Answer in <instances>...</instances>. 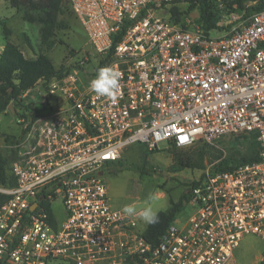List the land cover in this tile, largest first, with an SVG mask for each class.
I'll list each match as a JSON object with an SVG mask.
<instances>
[{
	"label": "built area",
	"instance_id": "2783aa9c",
	"mask_svg": "<svg viewBox=\"0 0 264 264\" xmlns=\"http://www.w3.org/2000/svg\"><path fill=\"white\" fill-rule=\"evenodd\" d=\"M67 2L94 63L20 97L32 111L21 109L22 136L7 143L15 184L0 186V264H235L244 238L264 242V6L217 33L172 20L188 0ZM104 67L121 74L114 101L89 91ZM252 136L257 161L207 170L185 224L156 246L138 217L110 204L107 169L131 145L169 151Z\"/></svg>",
	"mask_w": 264,
	"mask_h": 264
},
{
	"label": "rangeland",
	"instance_id": "374dc122",
	"mask_svg": "<svg viewBox=\"0 0 264 264\" xmlns=\"http://www.w3.org/2000/svg\"><path fill=\"white\" fill-rule=\"evenodd\" d=\"M212 12L219 25L226 27L235 24L241 11L236 6H228L225 1L212 2ZM180 20L185 23L197 21L198 9L190 10L189 5H180ZM24 11L13 8L9 1L0 0V53L6 43L16 45L27 59H35L39 54H45L52 61L56 69L66 67L71 70L94 63L95 51L88 41L87 35L80 23L70 11L64 1L59 14V26L52 39L53 46L49 48L42 44L39 24H29L24 21ZM215 32L221 33L222 30ZM19 115L23 111L18 110ZM43 106H36V114H43ZM19 117L10 110L0 115V152L9 155L5 137L18 139L22 136ZM8 143V145H7ZM162 147L164 145L162 144ZM212 147L220 150L223 159H239L252 155L250 143L243 140L224 139ZM118 168L107 169L106 181L110 204L115 209H123L127 204L135 203L139 210L149 193H155L157 199L153 207L158 212L166 211L170 200L179 198L192 190V183L199 182L207 170L214 171V162L208 161L204 171L184 170L172 172L173 157L170 151L157 150L149 152L139 145L127 147L121 154ZM192 213V207L185 205L183 212L177 217L174 224L182 227ZM139 220V229L145 230L147 223ZM264 259V242L254 236L244 238L234 252L235 264H260ZM62 264V263H54Z\"/></svg>",
	"mask_w": 264,
	"mask_h": 264
},
{
	"label": "trees",
	"instance_id": "16d2710c",
	"mask_svg": "<svg viewBox=\"0 0 264 264\" xmlns=\"http://www.w3.org/2000/svg\"><path fill=\"white\" fill-rule=\"evenodd\" d=\"M11 6L24 11V21L29 24L40 25V35L42 44L49 48L53 46L52 39L59 26V14L61 12L64 1L67 0H7ZM190 10L198 9L199 18L197 23L206 31L224 30L226 27L219 25L213 14L212 2L215 0H188ZM225 1L228 6H236L240 11L246 14L258 12L264 6V1L260 0L256 5H250L255 0H218ZM68 3V2H67ZM180 6L172 8V20L175 23H182L180 20ZM71 11V10H70ZM72 13V12H71ZM73 15V14H72ZM71 69L60 67L56 69L52 61L45 54H39L35 59H27L19 48L12 44L6 43L3 51L0 53V115L9 111L12 105L15 115L18 110L24 109L25 112H31L32 107H26L20 98L26 91L32 90L37 86L46 89L47 83L55 76H64ZM255 136L246 141L250 143L252 155L239 159H223L222 152L215 147L204 143H197L189 149H172L169 150L173 157V165L171 171L174 173L188 170L204 171L208 161L214 162L215 172H225L235 169L239 165L257 161L259 154L258 143ZM6 142L11 137H5ZM239 140V139H238ZM137 145V144H136ZM140 147H143L139 145ZM144 148V147H143ZM15 159V151L6 156L0 152V186L13 187L14 178L10 175V165ZM122 163L120 159L112 163L110 168H118ZM204 176L199 182L192 183V189L200 184ZM191 192L182 195L178 201L170 200V206L166 211L158 212V222L148 224L145 232V240L152 246L159 243V239L166 233L168 228L176 221L177 217L183 212L185 205L190 201ZM7 196L0 194V206L7 201ZM260 264H264L261 262Z\"/></svg>",
	"mask_w": 264,
	"mask_h": 264
},
{
	"label": "clouds",
	"instance_id": "9594fccd",
	"mask_svg": "<svg viewBox=\"0 0 264 264\" xmlns=\"http://www.w3.org/2000/svg\"><path fill=\"white\" fill-rule=\"evenodd\" d=\"M120 75V72L112 67L100 68L96 78L90 81L89 91L97 96L106 97L114 101L120 86ZM156 199L157 195L155 193H149L143 202V207L139 210L137 205L133 203L125 205L122 212L128 217H138L147 224H155L158 222V214L153 207Z\"/></svg>",
	"mask_w": 264,
	"mask_h": 264
},
{
	"label": "water",
	"instance_id": "95a60500",
	"mask_svg": "<svg viewBox=\"0 0 264 264\" xmlns=\"http://www.w3.org/2000/svg\"><path fill=\"white\" fill-rule=\"evenodd\" d=\"M9 110L15 114V110L13 109L12 105L9 107Z\"/></svg>",
	"mask_w": 264,
	"mask_h": 264
}]
</instances>
